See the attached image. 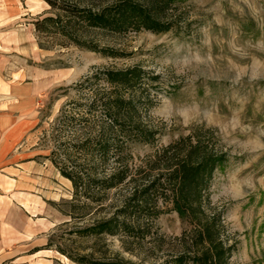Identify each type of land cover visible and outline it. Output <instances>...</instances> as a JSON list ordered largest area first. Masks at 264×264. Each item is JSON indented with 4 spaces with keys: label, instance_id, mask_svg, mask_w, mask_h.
<instances>
[{
    "label": "rangeland",
    "instance_id": "1",
    "mask_svg": "<svg viewBox=\"0 0 264 264\" xmlns=\"http://www.w3.org/2000/svg\"><path fill=\"white\" fill-rule=\"evenodd\" d=\"M2 6L0 0V68L7 79L31 83L36 91L31 154L48 167L34 193L44 194L46 217H55V225L69 221L52 211L64 208L72 187L45 158L64 106L70 110L85 102L87 95L78 86L92 74L140 65L159 78L154 105L142 115L158 135L152 146H134L135 162L192 132L211 130L227 161L212 180L209 208L220 214L235 247L230 264H264V0H182L173 16L177 24L167 33L91 34L99 47L121 52L123 58L104 57L60 36L36 32L33 23L49 11L44 4L39 3V13L12 20ZM185 110L192 116L187 125L180 116ZM233 176L250 177L255 190L245 188L241 198L233 199L228 191ZM161 210L154 221L155 239L144 241L132 255L111 239L113 250L141 264L169 260L178 250L176 238L188 226L169 206L161 205ZM235 215L239 220L233 222ZM60 256L59 264H74Z\"/></svg>",
    "mask_w": 264,
    "mask_h": 264
},
{
    "label": "trees",
    "instance_id": "2",
    "mask_svg": "<svg viewBox=\"0 0 264 264\" xmlns=\"http://www.w3.org/2000/svg\"><path fill=\"white\" fill-rule=\"evenodd\" d=\"M42 1L49 11L33 23L36 32L123 58L99 47L91 34L167 33L177 24L174 13L182 0ZM158 80L134 65L101 70L78 86L87 99L70 110L64 106L45 156L71 183V199L58 209L69 221L57 224L47 243L31 253L53 250L74 264H141L114 251L111 239L132 255L155 239L154 221L165 205L188 227L176 238L178 250L161 264H230L235 247L220 214L209 208L212 180L227 161L212 131L192 132L135 162L134 146L157 141L158 132L142 115L154 105Z\"/></svg>",
    "mask_w": 264,
    "mask_h": 264
},
{
    "label": "crops",
    "instance_id": "3",
    "mask_svg": "<svg viewBox=\"0 0 264 264\" xmlns=\"http://www.w3.org/2000/svg\"><path fill=\"white\" fill-rule=\"evenodd\" d=\"M1 1L11 20L39 13V3L48 7L42 0ZM2 71L0 68V264H59L61 256L53 250L31 253L47 243L46 233L56 226L55 217L44 215V194L34 193L43 184L41 174L48 167L31 154L37 126L36 91L33 84L7 79ZM65 182L71 185L67 179Z\"/></svg>",
    "mask_w": 264,
    "mask_h": 264
},
{
    "label": "clouds",
    "instance_id": "4",
    "mask_svg": "<svg viewBox=\"0 0 264 264\" xmlns=\"http://www.w3.org/2000/svg\"><path fill=\"white\" fill-rule=\"evenodd\" d=\"M165 103H167V101H165ZM180 116L183 118V122L185 123V125H187L192 119V116L189 114L187 110L180 112ZM164 118L167 119V116L165 115ZM245 188L254 191L255 184L253 180L250 177L239 178L238 176H233L228 186V191L233 199H238L244 195ZM230 220L236 222L239 220V216L235 215L233 217H230Z\"/></svg>",
    "mask_w": 264,
    "mask_h": 264
}]
</instances>
